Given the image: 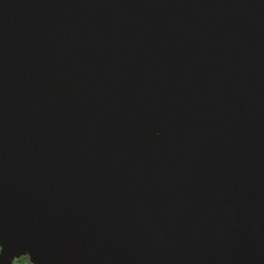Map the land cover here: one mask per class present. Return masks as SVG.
<instances>
[{"label":"water","instance_id":"95a60500","mask_svg":"<svg viewBox=\"0 0 264 264\" xmlns=\"http://www.w3.org/2000/svg\"><path fill=\"white\" fill-rule=\"evenodd\" d=\"M0 264H264V0H0Z\"/></svg>","mask_w":264,"mask_h":264}]
</instances>
